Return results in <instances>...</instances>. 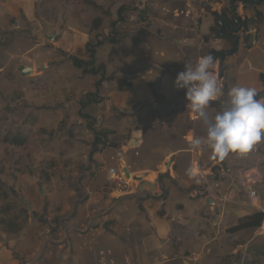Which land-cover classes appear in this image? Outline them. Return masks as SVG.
Here are the masks:
<instances>
[{"label":"crops","instance_id":"1","mask_svg":"<svg viewBox=\"0 0 264 264\" xmlns=\"http://www.w3.org/2000/svg\"><path fill=\"white\" fill-rule=\"evenodd\" d=\"M11 1L0 0L2 32L19 25L11 21L19 14ZM28 1L29 17L34 1ZM175 1L177 7L153 3L152 11L170 13L172 21L162 15L155 23L152 16L150 27L118 32V42L97 49L95 64L103 65L102 75L83 70L81 99H92L80 100V105L84 109L95 103L93 96L106 95L96 102L98 118L115 140L94 153L99 171L90 176L83 199L69 189V197L78 199L75 216L61 228L65 236L55 233L60 236L53 239L46 234L43 246L28 235L0 239V264H246L259 259L250 246L262 242L264 219L258 227L229 229L256 211L264 212V152L259 151L264 141L248 154L230 153L224 159L215 157L206 144L194 150L191 140L205 137L206 125L193 117L184 90H176L173 81L185 65L194 67L199 57L212 54L218 78L222 70L223 101L235 85L261 92L264 0ZM241 19L256 24V44L246 46L240 40L235 46L233 36ZM217 102L206 109L210 115L218 112ZM82 129L86 139L88 129ZM136 130L138 143L130 145ZM245 170L259 172L253 185L256 198L238 185ZM206 181L208 191L202 195L199 190ZM93 182L96 185L90 187ZM229 183L234 190H229ZM239 193L248 200H241ZM209 196L219 216L207 204Z\"/></svg>","mask_w":264,"mask_h":264},{"label":"rangeland","instance_id":"2","mask_svg":"<svg viewBox=\"0 0 264 264\" xmlns=\"http://www.w3.org/2000/svg\"><path fill=\"white\" fill-rule=\"evenodd\" d=\"M33 1V15L28 17L25 11L30 1L12 0L11 3L19 8V14L11 17V21L18 20V28L3 32L0 29V239L28 235L31 239L40 240L43 246L48 238L46 234H52L53 239L58 238V234L63 232L62 226L75 216L78 198L76 201L70 198L69 189H75L76 196L83 199L86 186L91 183L90 176L94 177L99 171L98 161L94 157L90 160L94 132H107L101 136L107 139V145L100 147L107 148L115 140V135L98 118L100 111L96 102L107 98L106 95L93 96L95 103L82 109L80 102L92 97L81 99L83 94L78 85L86 76L83 69L73 65L72 57L91 60L84 49L85 42L96 41L98 36L109 34L110 22L117 20V11L121 6L128 7L124 11L126 20L117 26L118 32L124 34L130 29L150 27L149 18L152 16L155 23L157 18L162 20V15L172 21L170 13L161 15L159 11H152L153 3L177 7L178 2ZM141 9L144 10L143 16ZM97 16L103 21L96 30L92 29V20ZM54 31L59 34L48 44L44 33L51 35ZM256 42L257 39L254 43H244L252 46ZM20 64L34 66L35 72L22 77L17 70ZM42 65L45 67L42 68ZM89 68L99 70L102 75V68L97 62ZM81 111L90 115L89 118L82 116ZM81 121L83 124L79 123ZM82 127L90 133L86 139ZM18 134L27 139L26 144L8 142V138ZM260 145L262 148L259 151L264 152V143ZM83 154L86 156L83 157ZM95 185L93 182L90 187ZM228 186L230 191L234 190L232 183ZM50 192L51 196H48ZM239 196L241 200H248L243 193ZM22 198L30 203L32 210L27 209ZM262 198L264 201V191ZM70 201L72 207L66 208ZM10 218L21 226L13 233L4 230L1 224L2 219ZM50 224L56 227L52 228ZM62 235L65 236V233ZM263 239L259 246H250L253 255L259 259L249 260L246 264H264Z\"/></svg>","mask_w":264,"mask_h":264},{"label":"clouds","instance_id":"3","mask_svg":"<svg viewBox=\"0 0 264 264\" xmlns=\"http://www.w3.org/2000/svg\"><path fill=\"white\" fill-rule=\"evenodd\" d=\"M214 69L215 58L207 54L199 57L194 67L185 65L173 81L176 90H184L193 117L206 125V136L193 137L191 147L198 150L206 144L220 159L230 153L248 154L264 141V96L254 87L235 85L227 92L221 109L210 115L206 111L210 102L225 95Z\"/></svg>","mask_w":264,"mask_h":264},{"label":"trees","instance_id":"4","mask_svg":"<svg viewBox=\"0 0 264 264\" xmlns=\"http://www.w3.org/2000/svg\"><path fill=\"white\" fill-rule=\"evenodd\" d=\"M92 1H88V3H91ZM92 4H96V3H92ZM97 6V5H96ZM128 10V7L126 6H121L118 11H117V20L115 21H111L110 22V25H111V31L109 34L101 37V36H98L96 38V41H89L87 44H86V50L87 52L89 53V56L91 58L90 61H84L83 59H80V58H77V57H72L73 59V64L79 68H83L84 72L85 73H90V74H96L98 73L99 70H94V69H90L89 66L91 65H95V56H96V51L97 49L101 46V45H104L106 43H116L118 42V37H117V34H118V24L121 23V22H124L126 20V17H125V14H124V11L125 10ZM141 13H143V11H141ZM102 21L103 19L100 17V16H97L95 17L93 20H92V29H98L101 27L102 25ZM102 69L104 68L103 65L100 66ZM105 76H103L102 79H104ZM119 83L120 85L124 86V84L126 83L125 81L123 80H119ZM215 106L218 107V111L221 109V104L220 103H215ZM83 109V107H82ZM80 114L82 116H85L86 118H89L90 115L86 114L85 112L81 111ZM106 131L105 132H101V133H98V132H94L95 134V141L93 143V149H92V152L90 154V160H92L93 158V153L94 152H97L99 150L102 149V147H100V145L102 146H106L107 145V139H103L101 136H105L106 135ZM9 143H12V144H16V145H24L26 144V138H23L22 135H16L12 138H8L7 139ZM264 219V212L263 211H256L255 213H253L252 215L250 216H247L245 219H243L242 221L239 222V224H237L236 226L230 228L229 230L231 232H235L237 230H240L242 228H247V227H258L261 225L262 221ZM1 224L2 226L4 227V230H6L7 232L10 231V233H13L18 231L21 226L20 224L16 223V220L15 219H9V220H6V219H2L1 220Z\"/></svg>","mask_w":264,"mask_h":264},{"label":"built area","instance_id":"5","mask_svg":"<svg viewBox=\"0 0 264 264\" xmlns=\"http://www.w3.org/2000/svg\"><path fill=\"white\" fill-rule=\"evenodd\" d=\"M238 5H242V2L239 1ZM237 5V7H238ZM243 21V22H242ZM257 26L254 22H247L245 19H241L240 25L236 31V35L239 38V41L242 40L244 42L254 43L256 39ZM219 79V78H218ZM221 80V79H220ZM221 104L223 102L222 97L218 100ZM238 180V185L245 191L248 192L251 199L257 197V191L253 188V185H256L260 179L259 172L253 171L249 172V170H245ZM208 181L205 182L204 187L199 190V193L202 195L206 194L208 191ZM249 204L252 205V200L249 201Z\"/></svg>","mask_w":264,"mask_h":264},{"label":"water","instance_id":"6","mask_svg":"<svg viewBox=\"0 0 264 264\" xmlns=\"http://www.w3.org/2000/svg\"><path fill=\"white\" fill-rule=\"evenodd\" d=\"M46 39L49 42H52L55 40V38L58 36V32L54 31L51 35L44 33ZM233 39L235 40V46H237L239 38L237 36H233ZM18 72L20 73V75L22 77H28L30 75H32L34 73V66L32 65H27V64H20L17 68ZM222 77V70H219V78ZM261 79L263 81V85H264V73L261 75ZM260 95L264 96V88L261 92H259ZM139 131H134V138L133 140L130 142V145H136L138 143L137 137L139 136ZM123 172L125 174L126 177H130V173L128 171V169L125 167L123 169ZM42 194H44V191L41 189ZM22 201L27 205V209L30 211L32 210V206L30 205V203L28 201H26L24 198H22ZM207 204L208 205H213L215 211L217 212V215L219 216V208L216 205V202L213 200L212 197H207Z\"/></svg>","mask_w":264,"mask_h":264}]
</instances>
